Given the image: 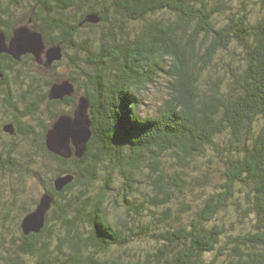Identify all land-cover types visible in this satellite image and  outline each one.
Segmentation results:
<instances>
[{"label":"trees","instance_id":"16d2710c","mask_svg":"<svg viewBox=\"0 0 264 264\" xmlns=\"http://www.w3.org/2000/svg\"><path fill=\"white\" fill-rule=\"evenodd\" d=\"M27 23L62 47L92 135L81 157L50 152L47 129L77 106L48 98L63 79L45 73L61 59L46 69L30 53L0 55L1 106L33 148L0 140V219L19 215L0 264H124L135 250L148 264H264V0H0L7 39ZM27 180L53 198L38 233L20 227L39 199H24Z\"/></svg>","mask_w":264,"mask_h":264},{"label":"water","instance_id":"95a60500","mask_svg":"<svg viewBox=\"0 0 264 264\" xmlns=\"http://www.w3.org/2000/svg\"><path fill=\"white\" fill-rule=\"evenodd\" d=\"M85 20L97 22L99 18L94 13H88ZM2 53L10 55L16 60H19L21 55L30 53L37 63L49 69L54 61L62 58V47L59 44L46 45L43 34L27 23L16 26L9 39L0 31V55ZM2 75L0 70V77ZM74 91V85L67 79L53 81L48 90V98L62 100L66 96H71ZM87 108L88 99L81 95L72 113H61L54 119L45 133V144L50 152L63 158L82 156L87 141L92 135ZM3 130L13 134V124H5ZM71 180V174L57 176L53 181L55 190H61ZM52 201L53 198L50 193L43 192L40 194L35 208L21 219L20 227L24 234L38 233L43 228L45 214Z\"/></svg>","mask_w":264,"mask_h":264},{"label":"rangeland","instance_id":"374dc122","mask_svg":"<svg viewBox=\"0 0 264 264\" xmlns=\"http://www.w3.org/2000/svg\"><path fill=\"white\" fill-rule=\"evenodd\" d=\"M118 20L121 21V18H119ZM122 24L124 26L125 25L130 26V24L124 18H122ZM84 57L80 56L79 62L81 63L80 64L81 66H85L83 68V71H85V72L82 75L84 77H87V74L91 73L92 71H90L89 67L87 68L86 65L84 64ZM66 61H67V59L66 60L61 59V62L58 63L52 70L45 73L46 77L53 79V80L64 79V77L67 74H69ZM41 82L43 83V81H41ZM42 83L40 86H38V88L40 89V93L42 92V89H43ZM162 89L164 91V87L161 83H157V84L149 87L147 92L145 94H143V96H142V99L145 102L143 105V109H146L148 112H154L155 111V109L159 105V101L161 100L159 98L161 96V93H163ZM82 90L83 89H78V90L75 89L74 93L69 97H72L78 101V98L82 95V93H81ZM2 102L3 101L0 99V123L5 124L8 122H11L8 119L10 117L11 113L9 111H5V108H3V106H1ZM56 107L61 108V107H65V105H64V103H60L56 106V105H48L45 102H43V103L40 102V108H42V110H46V111L49 109L53 110ZM30 122H31V124H33L32 121H30ZM33 126H34V129H36V130L38 129L36 125H33ZM14 136L15 137L11 138L8 136L1 135L0 140L2 141V138H3V144H5V142H13L15 144V146H17L23 152H27V153L33 152V148H31V146H28L26 144L23 136H21V135L20 136L14 135ZM1 179L2 178L0 177V182H1ZM15 183H17V182H15ZM24 189L25 190H24L23 197L27 201H29L30 199L38 198L41 191H42L41 186L36 184L32 180H27L25 182V188ZM4 191H5V189H4ZM114 195H115V198L117 199V201H119L120 200L119 196L117 194H114ZM5 199H9V192L8 191L5 192ZM0 200H2V199H0ZM20 202H22V201L20 200ZM118 208L119 209H117V210L113 209L111 211L112 215L118 214L119 216H121V219H124L126 217L125 216L126 213L123 211V207H121V205H119ZM18 220H19V215H18V209H16V208L11 212L10 218L8 220L2 222V220L0 219V237H3L6 241H8L10 238H15L18 235V229H17V221ZM134 246H135V243L133 245H131V248L134 249L133 248ZM138 248L139 247H136V249H138ZM122 254H123L122 259L124 261V264H148L143 259L144 256H143L142 252H139L138 250H135L134 256L131 254L127 255L125 252H123ZM3 256H4V254L0 251V261L3 260ZM24 259L26 261V264H30L29 257H25Z\"/></svg>","mask_w":264,"mask_h":264},{"label":"flooded vegetation","instance_id":"af4514ba","mask_svg":"<svg viewBox=\"0 0 264 264\" xmlns=\"http://www.w3.org/2000/svg\"><path fill=\"white\" fill-rule=\"evenodd\" d=\"M8 123H12L13 124V127H14V135H19V133H17L18 132V129H17V127L15 126V124L13 123V122H8ZM5 124H7V123H5ZM17 129V130H16Z\"/></svg>","mask_w":264,"mask_h":264}]
</instances>
